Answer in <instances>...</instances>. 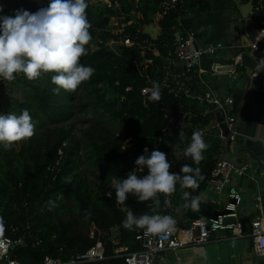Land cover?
Listing matches in <instances>:
<instances>
[{"label":"trees","instance_id":"16d2710c","mask_svg":"<svg viewBox=\"0 0 264 264\" xmlns=\"http://www.w3.org/2000/svg\"><path fill=\"white\" fill-rule=\"evenodd\" d=\"M49 2L0 0V16L14 17L20 9L34 13ZM87 3L92 39L80 63L95 70L88 81L75 91L61 89L55 94L52 89L56 85L51 82L54 73L43 74L34 81L22 73L12 82L2 80L8 95L6 89L0 91L4 98L0 100V114L19 115L26 109L35 124L31 138L9 150L0 145V217L4 222L0 235L24 238L26 244L11 249L12 256L24 264H40L46 254L67 260L98 240L104 243L105 258L78 264H124L123 257L115 255L113 248L126 245L133 250L138 244L135 231L123 227L125 213L110 187L113 177L126 178L144 148L149 153L153 149L164 152L170 171L181 176L184 165L199 167L204 179L195 190L182 189L177 184L176 192L168 198L170 207L164 205L163 194H159L160 207L155 211L152 201L138 202L132 195L126 200L136 216L178 212L186 215L192 209L184 207L183 192L196 197L205 188L211 169L224 150L218 127L202 128L215 110L214 105L197 97L201 89L196 88L202 85L195 73L182 74L177 83L166 72L168 52L176 43L175 32L181 33L193 25V18L186 15L187 7L208 10L210 1L177 0L174 6L169 0ZM252 8L254 17L264 16V0H252ZM156 14H160L159 32L151 38L143 25L154 23ZM111 17H115L116 24L110 23ZM124 37L133 43H123ZM110 40H114V45L108 43ZM259 45L264 47L263 42ZM152 81L160 85L159 102L150 101L146 92H141L142 88L151 87ZM87 106H91L92 115L79 137L63 125L39 127L45 119L49 123L64 121L72 115V108L81 110ZM194 131H200L209 145L198 165L182 154ZM64 139L67 142L59 154ZM56 160L59 162L55 164ZM83 161L94 172L92 183L83 175ZM94 164L102 171H96ZM116 225L120 237L113 243L109 232Z\"/></svg>","mask_w":264,"mask_h":264},{"label":"clouds","instance_id":"9594fccd","mask_svg":"<svg viewBox=\"0 0 264 264\" xmlns=\"http://www.w3.org/2000/svg\"><path fill=\"white\" fill-rule=\"evenodd\" d=\"M87 0H50L47 7L32 13L17 10L14 17L0 16V79L12 82L16 74H23L29 81H34L43 74L54 73L51 82L56 85L52 91H75L82 83L94 74V69L80 63L81 57L87 54L86 45L92 37L87 19ZM2 10V9H0ZM257 71H264V59L256 65ZM148 99L159 102L162 98L159 83L152 81L150 89L145 90ZM35 134V124L28 110L19 115L14 113L0 114V145L9 150L14 144L27 140ZM183 139V133H180ZM209 145L204 141L200 131H194L191 142L183 151L184 157H190L195 164L203 159V153ZM144 154L135 160V168L126 178L113 177L110 187L115 190V201L125 213L122 222L128 230L142 229L147 234L166 237L175 231L176 220L171 215L143 214L140 216L127 207L129 195L138 202L152 201L154 209L160 207L159 194L165 198L164 205L170 207V199L176 192L177 184L182 189L195 190L204 177L199 167L184 165V175L171 172L167 155L147 148ZM145 169L147 174H144ZM110 195V193H109ZM184 207L197 210L200 197H193L184 191ZM4 230L3 218L0 217V233ZM206 259V253L199 252Z\"/></svg>","mask_w":264,"mask_h":264},{"label":"built area","instance_id":"2783aa9c","mask_svg":"<svg viewBox=\"0 0 264 264\" xmlns=\"http://www.w3.org/2000/svg\"><path fill=\"white\" fill-rule=\"evenodd\" d=\"M176 1L169 0V3L171 6H174ZM252 12L253 8L251 10ZM254 18L256 20L257 34L255 40L249 44L253 49L259 46V42L264 43V16ZM122 42L125 44L133 43L129 37H124ZM225 46L222 40H214L203 44L199 43L196 30L190 27L179 33V38L176 40L175 46L168 52L170 66L179 65L182 74L188 75L195 73L199 79L202 89L197 97L200 100L214 105V110L223 112L228 129L227 135H222L219 130V136L222 138L223 143L226 137H228L229 141L235 140L237 137L235 128L236 117L232 110L233 97L230 94L224 95L213 87L208 76L224 71L229 76L236 77L241 56L238 53L232 56L231 63H229L230 69L228 70H221L224 65L218 62L212 63L209 67H204L200 63V58L202 55H215ZM150 88L146 86L141 89V92L145 93V90ZM66 142V139L62 140L61 146L58 148L59 154H62L63 146ZM58 162L56 160L55 164ZM250 169H252V165L248 162L238 164L227 160L225 157L221 160L217 159L214 167L211 169L210 177L206 181L205 188H211L217 193H221L224 187L231 182L233 173L245 175ZM259 173H264V167H261ZM254 174L255 171L252 170L250 178L254 179ZM241 199L242 195L240 192L231 187L227 192V199L223 202L222 208L220 209L222 212H219L215 217L200 213L197 218L190 220L189 226H185L189 218L187 215L178 212L176 215H171L177 223L175 231L170 235L166 237L152 236L142 229H136L134 230V240L137 242L138 247L129 250L126 245H122L113 248V253L123 257L124 264H160L169 249H176L187 244H201L208 241L212 233L218 229H229L232 236H241L244 231L240 210L238 209ZM252 199L257 206V210L249 220V235L252 240L253 250L258 254H264L263 195L258 191L252 195ZM228 217L232 218V220L225 221ZM114 230L117 232L114 233ZM119 232L120 228L117 225L110 229L109 239L111 242L116 243L119 240ZM18 244H26L23 237L13 239L6 234L0 235V264H24L11 254V249ZM103 258H105V246L101 240H98L85 250L72 254L67 260L46 254L40 264H78L86 261L101 260Z\"/></svg>","mask_w":264,"mask_h":264},{"label":"crops","instance_id":"0c3cea01","mask_svg":"<svg viewBox=\"0 0 264 264\" xmlns=\"http://www.w3.org/2000/svg\"><path fill=\"white\" fill-rule=\"evenodd\" d=\"M209 1L210 8L208 10L202 11L187 7L186 15L193 18L191 27L196 30L199 43L222 40L226 46L215 55H202L200 63L204 67H209L214 62L228 65L231 63L232 56L237 53L241 56L249 49L250 41L244 31L240 17L241 9L233 0ZM246 1L241 0V5L243 6ZM159 16L160 14H156L154 17L158 32L157 18ZM245 67L238 63V72L235 79L241 80L243 76L247 75L250 78V83L244 99L234 111L237 137L235 140L228 142L224 157L226 158L225 155L231 152L239 164L241 158L238 150L244 148L249 149L264 163V71L257 73L258 69L251 74L250 71L245 72ZM180 69L179 65H169L166 72L178 83L179 76L182 75ZM228 77L229 75L224 71L208 76L212 86L224 95H229L232 91L228 83ZM196 89H202V86ZM243 153L247 157V162L252 165L250 171H257L260 166L255 159L245 150H243ZM226 187L228 190L231 187L235 188L242 195L239 210L242 222L243 219L245 222L243 234L232 236L229 229H218L212 233L208 241L201 244H187L176 249H169L160 264H264V254H258L253 250L249 235V220L257 210V206L254 201L252 202L250 196L254 194L252 192L254 183L247 174L239 177L232 175L231 182ZM222 192L217 197L213 193V189H202L197 195L200 197V205L209 211L220 210L222 203L227 199V194L222 196ZM262 200V204H264V197ZM219 203L220 205H218ZM262 210L264 214V206ZM116 232L114 230V233ZM200 251L206 253V259L199 255Z\"/></svg>","mask_w":264,"mask_h":264},{"label":"water","instance_id":"95a60500","mask_svg":"<svg viewBox=\"0 0 264 264\" xmlns=\"http://www.w3.org/2000/svg\"><path fill=\"white\" fill-rule=\"evenodd\" d=\"M235 3H237L241 9L240 14H241V19L243 22V27L244 31L248 37V40L250 42H253L255 40V36L257 34L256 30V20L254 16L251 13L252 10V0H247L246 2L243 3V6L241 5V0H233ZM151 24V30L148 31L147 33L150 35L151 38H156L158 34V27L154 23H149ZM179 38V32H175V40H178ZM248 50H246L242 55V59L240 62V65L246 66L245 67V72H249L252 74L258 69L256 68V65L260 59H264V47L258 46L257 48H251L250 45L248 46ZM230 69V65H224L222 66L221 70H228ZM236 77L229 76L228 77V83L232 91L230 92V95L233 97V103H232V110L235 111L237 105L244 99L245 93L248 89L249 83H250V78L245 75L242 77L241 80L235 79ZM213 126H218L220 129V132L222 135H227L228 129L226 126V121L224 120V114L220 110H215L214 113L212 114L209 122L203 126L202 128L209 129ZM228 142L229 139L226 137L224 141V150L219 156V160L224 159V154L227 150L228 147ZM243 150H245L255 161L260 167H264V163L261 162L259 157L255 154H253L249 149H239L238 153L241 158V164H244L247 162V157L243 153ZM219 212H222L221 210H212L209 211L207 208L204 206L200 205L197 210H190L186 215L189 218L185 226H189L190 220L192 218H197L199 214H207V215H212L216 216ZM232 218L228 217L225 219V221H231ZM242 220V219H241ZM244 219H243V229H244Z\"/></svg>","mask_w":264,"mask_h":264},{"label":"rangeland","instance_id":"374dc122","mask_svg":"<svg viewBox=\"0 0 264 264\" xmlns=\"http://www.w3.org/2000/svg\"><path fill=\"white\" fill-rule=\"evenodd\" d=\"M117 22L115 20V17H111L110 19V23H115ZM155 24V22H154ZM151 24H145L143 25V30L148 32L151 30ZM109 44H112L114 45V40H110L108 41ZM17 75V74H16ZM210 79V78H209ZM2 79H0V91H3L6 89V86L4 85V82L2 81ZM214 85V84H213ZM6 91V94L8 95V92H7V89L5 90ZM4 99L3 96L0 95V100ZM7 101L6 99L4 100V102ZM79 99H76V102H78ZM73 112H72V115L70 116V118H68L67 120H64V121H60V122H54V123H49L47 119L44 120V122H42L39 127H47V126H60V125H63L64 127L66 128H69L71 130V132L76 136V137H79L81 131L86 127V125L88 124V121L87 119L90 118V116L92 115V110H91V106H87L81 110H79L77 107H74L72 108ZM80 155L81 157H83V149H81L80 151ZM226 159L227 160H231L233 162H236L237 163V159L235 156H233V154L231 152H228L226 155ZM88 163L86 161H83L82 163V169H83V175L84 177L87 179L88 182L92 183L93 181H95V178H94V172H92V170H90V168L87 167ZM95 165V169L96 171H102L101 170V167L99 165ZM261 170V167L258 168V171H255V174H254V179L251 178V180L253 181L254 183V188H253V191L254 194L257 193L258 191H261V194L263 195L264 197V173L263 174H260L259 171ZM234 176H241V175H238V174H234ZM246 175V174H245ZM247 175L248 177L250 178L252 175V171L248 170L247 171ZM222 196L223 194L226 195L227 194V187L225 186L224 189L222 190ZM213 193L218 197L219 193H217L215 190H213ZM251 196V200L253 202V199H252V195ZM220 205V203L218 204ZM223 205V203H222ZM264 206V204H262ZM238 209H240V205L238 207Z\"/></svg>","mask_w":264,"mask_h":264}]
</instances>
